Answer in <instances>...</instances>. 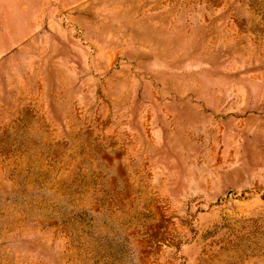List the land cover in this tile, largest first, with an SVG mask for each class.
Segmentation results:
<instances>
[{"label":"rangeland","instance_id":"obj_1","mask_svg":"<svg viewBox=\"0 0 264 264\" xmlns=\"http://www.w3.org/2000/svg\"><path fill=\"white\" fill-rule=\"evenodd\" d=\"M0 264H264V0H0Z\"/></svg>","mask_w":264,"mask_h":264}]
</instances>
